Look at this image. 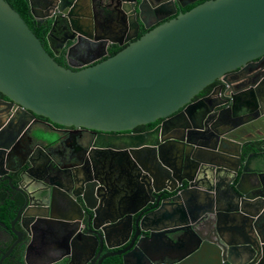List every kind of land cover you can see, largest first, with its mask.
Segmentation results:
<instances>
[{
  "label": "water",
  "instance_id": "obj_1",
  "mask_svg": "<svg viewBox=\"0 0 264 264\" xmlns=\"http://www.w3.org/2000/svg\"><path fill=\"white\" fill-rule=\"evenodd\" d=\"M123 1L125 41L138 37L74 70L0 0L1 111L98 132L95 177L80 193L84 205L75 202L73 219L89 209L100 239L114 238L109 247L129 241L122 264H264V0H205L178 13L174 0ZM28 4L35 20L53 19L52 52L77 33L106 46L73 0ZM58 17L67 33L60 34ZM140 24L146 31L138 35ZM216 78L224 89L192 102ZM158 119L151 131L116 134ZM171 123L183 124V137L167 135ZM4 125L0 118V181L12 187L8 171L16 173L25 204L46 208L56 183L43 180L44 165L33 168L23 157L17 163L11 148L17 132L6 134ZM172 141L182 142L177 156ZM149 147L143 163L135 153ZM117 188L124 195L116 201ZM106 190L108 200L100 193ZM163 190L173 195L162 198Z\"/></svg>",
  "mask_w": 264,
  "mask_h": 264
},
{
  "label": "flooded vegetation",
  "instance_id": "obj_2",
  "mask_svg": "<svg viewBox=\"0 0 264 264\" xmlns=\"http://www.w3.org/2000/svg\"><path fill=\"white\" fill-rule=\"evenodd\" d=\"M174 1L178 13L189 10L205 0L201 2H199L200 0ZM73 2L78 5L75 12L83 14V19L89 21L88 23L93 30L92 35H103L108 42L103 49L101 44L94 39L77 33L73 42L66 40L57 49V53H54L49 49L47 42V35L52 27L53 19L38 20L49 22L48 29L40 40L58 63L76 70L105 59L138 37L125 41V35L130 32V29L128 23L126 24L127 16L123 12V0H73ZM87 14L90 17H86ZM57 21L60 34L67 33L65 32L68 28L66 21L59 17ZM159 23L156 22L150 28ZM145 31L146 29L140 24L138 35ZM117 48L119 50L113 51ZM235 85L233 84V87H236ZM220 86H223L224 89V81L222 78H216L195 95L192 102L211 95ZM0 99L6 100L2 94H0ZM2 108L0 107V118L3 125L7 126L6 134L13 131L17 132V139L11 145V148H14L12 149L15 151L14 153H17V163H22L23 157L27 160L30 158L33 162V168L44 165L46 172L43 174L41 172L40 175L43 176V180H53L56 185L52 189V198H49L46 208L43 206L38 209L33 206L36 202H33L32 205L25 204L19 190L18 183L20 180L16 173L8 171V175L12 179V187L9 186L7 180L0 181V192L4 197L0 201V206L4 207L0 210V264H122L123 254L127 251L121 252V250L126 248L129 241L123 245L109 247V243L116 244L114 238L108 244L103 236L100 239L98 235H101V230L93 229L94 222H92V218H89V213H91L89 209L84 208L81 218L73 219V215L77 214L75 202L81 206L84 205L80 193L85 186L87 187L86 190L90 189L95 177L93 167L96 166V162L94 160H98V151L101 149L97 147V143L100 142L98 132L50 124L46 118L41 116L33 118L16 111L4 114L1 111ZM162 121L163 119H158L151 122L153 125L151 123L138 125L130 131H122L116 134L148 132ZM180 122L183 123V120L180 119ZM168 126L171 127L166 132L167 135L184 136L186 129L183 124L172 127L173 124L171 123ZM37 129L47 131L50 135L54 133L58 139L55 142L44 139V137L36 134ZM172 143L174 152L168 146L167 148L170 149L171 154L177 156L179 155L177 153L183 149L182 142L172 141ZM149 148L145 151L136 152V158L141 162L146 158L149 159L150 154H152L150 150H153V148ZM185 150H188L189 153L188 146L185 147ZM79 163L83 166L81 169H77L78 166L76 165ZM135 163L139 167L137 160ZM27 164L25 163L21 167L20 172L25 170ZM106 173L108 172L106 171ZM99 177L106 182L104 175L100 174ZM38 182L42 181L38 180ZM184 185L186 184H180L178 187L183 188ZM169 186L173 187L174 183L169 184ZM26 187L29 186L26 185ZM100 193L103 199L108 200L110 198L107 190L105 193ZM123 193L117 188L113 199L120 200L124 195ZM171 195L173 193L163 190L162 198ZM88 201L86 200L90 205L95 204V202ZM32 212H40L43 217L39 219L29 215ZM97 224L95 222V225ZM76 243L78 245L83 244L84 249L72 248V245H76Z\"/></svg>",
  "mask_w": 264,
  "mask_h": 264
},
{
  "label": "trees",
  "instance_id": "obj_3",
  "mask_svg": "<svg viewBox=\"0 0 264 264\" xmlns=\"http://www.w3.org/2000/svg\"><path fill=\"white\" fill-rule=\"evenodd\" d=\"M8 3L21 15V17L26 21L28 26L31 28V30L39 37L41 38L43 34L47 31L48 29V21H38L35 20L29 10V4L28 0H7ZM203 0H200L201 2ZM119 50V48L113 50L116 51ZM153 125V123H151ZM3 194L0 192V201L3 200ZM4 209L3 206H0V210Z\"/></svg>",
  "mask_w": 264,
  "mask_h": 264
},
{
  "label": "clouds",
  "instance_id": "obj_4",
  "mask_svg": "<svg viewBox=\"0 0 264 264\" xmlns=\"http://www.w3.org/2000/svg\"><path fill=\"white\" fill-rule=\"evenodd\" d=\"M37 135L39 136V135H41L40 133H37ZM44 139H47V140H50V141H52V142H55L57 139H58V137H57V135L56 134H51V135H46V136H44Z\"/></svg>",
  "mask_w": 264,
  "mask_h": 264
},
{
  "label": "rangeland",
  "instance_id": "obj_5",
  "mask_svg": "<svg viewBox=\"0 0 264 264\" xmlns=\"http://www.w3.org/2000/svg\"><path fill=\"white\" fill-rule=\"evenodd\" d=\"M37 133H40L41 135H39V136H41V137H44V136H46V135H50L49 132L44 131V130H42V129H37L36 134H37Z\"/></svg>",
  "mask_w": 264,
  "mask_h": 264
},
{
  "label": "crops",
  "instance_id": "obj_6",
  "mask_svg": "<svg viewBox=\"0 0 264 264\" xmlns=\"http://www.w3.org/2000/svg\"><path fill=\"white\" fill-rule=\"evenodd\" d=\"M39 9V8H38ZM41 9V8H40Z\"/></svg>",
  "mask_w": 264,
  "mask_h": 264
}]
</instances>
